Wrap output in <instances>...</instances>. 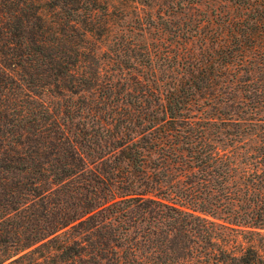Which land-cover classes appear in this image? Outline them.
<instances>
[{"label":"trees","instance_id":"16d2710c","mask_svg":"<svg viewBox=\"0 0 264 264\" xmlns=\"http://www.w3.org/2000/svg\"><path fill=\"white\" fill-rule=\"evenodd\" d=\"M136 3L0 0V264H264V129L191 116L218 76L134 32L198 21L116 30Z\"/></svg>","mask_w":264,"mask_h":264},{"label":"rangeland","instance_id":"374dc122","mask_svg":"<svg viewBox=\"0 0 264 264\" xmlns=\"http://www.w3.org/2000/svg\"><path fill=\"white\" fill-rule=\"evenodd\" d=\"M47 1L41 0V3ZM136 1L135 8L130 10L121 4L114 9L117 16L114 17L116 30L125 27L128 20L134 22L131 25L135 28H140L143 23L148 22L149 26L157 24L162 27L166 24V29L171 28L172 32L181 29L193 30L197 24L189 22L190 12L198 21L196 23L199 25L200 36L187 45L177 41L173 33H161L153 27L144 38V32L138 29L134 32L136 40L145 39L153 52L158 54L156 69L169 78V83L175 84L176 78L183 72L181 64L185 61L182 56L189 53L188 51L199 55L203 66L207 65V71L218 76L216 87L212 89L216 94L212 106H209V103L203 104V100H200L189 114L199 118H228V122L232 124L246 120L247 133L252 135L253 130H256L255 126H262L264 129V0H202L198 8L195 7L194 0ZM250 4L254 5V8H249ZM124 10H128L129 17L121 19ZM49 11L50 8H43L45 15L49 14ZM216 15L220 17L216 18ZM208 19L211 20L210 23L205 22ZM259 23L263 31L261 35L240 38L236 33L240 32L238 30L243 26L244 29L241 30L247 34L249 28H255ZM227 28L235 30L233 34L237 37H229L221 43L211 40L214 39L213 35L222 33ZM176 55L179 56L180 66L177 65V59L173 60ZM223 60L231 62L227 70L219 65ZM258 144V138L254 136L249 142L250 150Z\"/></svg>","mask_w":264,"mask_h":264}]
</instances>
